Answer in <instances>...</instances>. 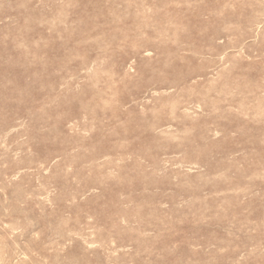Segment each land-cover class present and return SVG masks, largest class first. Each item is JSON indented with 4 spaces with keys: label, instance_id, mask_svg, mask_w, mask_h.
I'll use <instances>...</instances> for the list:
<instances>
[{
    "label": "rangeland",
    "instance_id": "rangeland-1",
    "mask_svg": "<svg viewBox=\"0 0 264 264\" xmlns=\"http://www.w3.org/2000/svg\"><path fill=\"white\" fill-rule=\"evenodd\" d=\"M0 264H264V0H0Z\"/></svg>",
    "mask_w": 264,
    "mask_h": 264
},
{
    "label": "bare ground",
    "instance_id": "bare-ground-1",
    "mask_svg": "<svg viewBox=\"0 0 264 264\" xmlns=\"http://www.w3.org/2000/svg\"><path fill=\"white\" fill-rule=\"evenodd\" d=\"M24 169V168H23Z\"/></svg>",
    "mask_w": 264,
    "mask_h": 264
}]
</instances>
